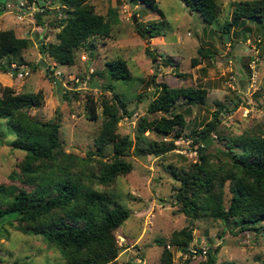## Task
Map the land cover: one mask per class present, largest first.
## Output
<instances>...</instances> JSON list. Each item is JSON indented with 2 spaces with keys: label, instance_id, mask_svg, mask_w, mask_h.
Returning <instances> with one entry per match:
<instances>
[{
  "label": "rangeland",
  "instance_id": "374dc122",
  "mask_svg": "<svg viewBox=\"0 0 264 264\" xmlns=\"http://www.w3.org/2000/svg\"><path fill=\"white\" fill-rule=\"evenodd\" d=\"M36 1L41 9H47L41 14L39 24L34 15L39 10L36 2L5 0L0 6V29L12 28L15 35L30 39L22 51L25 62L20 63L25 65L27 74L17 76L10 67L3 69L5 57H1L0 83L10 85L14 92L41 91V104L27 112L39 119H59L58 138L64 151L84 157L96 149L94 138L104 119L99 101L118 103L111 92L117 93L128 113L126 116L118 108L122 115L116 121L115 131L119 136L132 137L139 116L152 118L161 114L160 111L146 112L147 102L158 83L200 86L206 91L202 104L183 99L175 103L173 109L180 111L184 118L183 128L178 135L171 130L162 136L173 140L172 150L159 155L129 152L125 155L131 162L128 172L117 175L109 185H93L112 191L129 211L114 231L119 245L116 264H161L162 244L157 239L166 242L173 229L189 220L177 211L173 193L178 181L170 171L186 168L196 159L193 149L196 144L191 145L190 137L183 135L211 117L216 101L226 104L227 110L218 113V127L223 134L264 128V19L261 23L244 18L234 25L231 21L234 0H216L219 11L210 22L198 11L189 10L181 0H156L157 10L140 0H86L93 11L104 16L108 15L109 8L115 9L117 19L110 20L106 35H92L83 40L74 49L73 63L65 65L41 54L37 43L39 37L46 42L55 40L63 9L57 0ZM154 21L161 24L150 30L159 29L160 33L149 35L144 29ZM224 21L232 23L226 38L224 34L221 37ZM134 22H138V27ZM34 32H38V38L31 36ZM114 57L125 60L131 79L108 76L104 62ZM41 58L46 67L39 64ZM192 58L195 59L193 64ZM16 65L19 67V63ZM85 95L96 102L95 118L86 115ZM235 101L237 104L233 105ZM144 134L159 138L150 130H145ZM211 135L215 137V133ZM11 138V126L0 117V182L19 183L11 178L10 172L17 170V161L24 151L10 146ZM100 152L103 158L111 156V144L101 146ZM91 157L98 156L93 152ZM93 163L89 160L84 169H91ZM78 166L82 167L80 163ZM3 222L7 233L0 236V264H66L59 249L41 234L21 231ZM192 225V240L187 250L166 244L172 253L169 264H205L208 259H212L213 264H257L264 255L262 236L250 230L236 231L231 222L204 216L194 219ZM129 243L132 246L127 250Z\"/></svg>",
  "mask_w": 264,
  "mask_h": 264
},
{
  "label": "trees",
  "instance_id": "16d2710c",
  "mask_svg": "<svg viewBox=\"0 0 264 264\" xmlns=\"http://www.w3.org/2000/svg\"><path fill=\"white\" fill-rule=\"evenodd\" d=\"M4 1H0V6L4 5ZM27 1L36 2L40 8L36 0ZM85 1L57 0L63 9V17L57 22L61 26L55 33L54 41L42 39L38 43L41 54L49 56L55 63L70 65L74 49L83 40L108 33L110 20L117 19L115 9L109 8L108 15L104 16L93 11ZM181 1L189 10L198 11L207 22L215 19L219 11L216 0ZM140 2L157 10L156 0ZM45 10L43 7L35 11L36 24L42 23L40 16ZM231 12L234 25L244 18L262 23L264 0H234ZM232 23L223 22L221 37L224 33L228 34ZM158 24L161 21H154L144 30H148L149 35L159 34V29L150 30ZM29 41L28 37L15 35L12 28L0 29V58L5 57L3 69L10 67L11 62H25L22 51ZM146 52L149 53L147 48ZM198 52L203 54L201 49ZM191 61L193 64L195 59ZM104 64L110 78H132L123 58L114 57L105 60ZM205 92L200 86L158 83L147 102L146 112L160 111L161 114L152 118L139 116L132 137L119 136L115 131L116 121L122 115L118 113V108L126 116L128 113L117 93L111 92L118 103H108L105 99L99 101L104 119L94 138L96 149L93 152L98 157H91L93 152L78 157L63 150L58 138L57 117L39 119L27 112L29 108L41 104L40 90L14 92L10 85L0 83V117L5 118L12 130L8 143L24 151L17 161V170L10 172L11 178H16L19 183L0 182V236L7 233L5 221L21 231L41 234L59 249L66 264H116L119 245L114 231L129 211L112 191L95 188L94 183L109 185L117 175L128 172L131 162L125 155L129 152L159 155L172 150L175 147L173 140L163 137L171 130L174 135L180 134L184 125L182 113L173 109L175 103L183 99L202 104ZM85 96L86 115L95 118L96 102L90 95ZM215 103L217 107L211 117L199 128L183 135L190 137L191 145L196 144L193 146L196 159L186 168L170 170L178 181L173 193L177 211L189 220L180 228L173 229L166 242L162 238L157 239L162 244L161 264L171 263L172 253L166 244L187 250L192 240V222L204 216L218 218L224 223L231 222L236 231L257 233L264 243V128L223 134L218 127V113L227 110L226 104ZM236 104L235 101L233 105ZM145 130L152 131L159 138L148 137L144 134ZM211 133H215V137ZM107 143L111 144V156L103 158L100 148ZM89 160L94 163L91 169L85 170ZM79 163L82 167L78 166ZM26 184L30 187L25 188ZM206 254L209 258V250ZM257 264H264V255Z\"/></svg>",
  "mask_w": 264,
  "mask_h": 264
},
{
  "label": "water",
  "instance_id": "95a60500",
  "mask_svg": "<svg viewBox=\"0 0 264 264\" xmlns=\"http://www.w3.org/2000/svg\"><path fill=\"white\" fill-rule=\"evenodd\" d=\"M1 2H3L4 0H0ZM130 6H133V4L130 2ZM132 21H135V17L134 14H132ZM134 26L138 27V22H134ZM148 31H146L145 33H147ZM31 36L38 38V32H34ZM224 38H226V33H224ZM42 41V39L39 37L37 40V43H40ZM39 64L42 65L43 67H46V62L41 58L39 61ZM48 72H51L50 68H47ZM132 264H137V263H132ZM207 264H213V260L212 259H208L207 260Z\"/></svg>",
  "mask_w": 264,
  "mask_h": 264
},
{
  "label": "built area",
  "instance_id": "2783aa9c",
  "mask_svg": "<svg viewBox=\"0 0 264 264\" xmlns=\"http://www.w3.org/2000/svg\"><path fill=\"white\" fill-rule=\"evenodd\" d=\"M22 3H23V2L20 1V4H21V5H22ZM21 5H20V6H21ZM38 9H40V8H38ZM18 16H19V15H18ZM24 67H25V65L23 66V64H19V67H17L16 63H12V62H11V64H10L11 71L13 72L14 69H15V72H16V75H17V76H23V74H24V75L27 74L28 71H26V69H25ZM57 78H59V77H57ZM74 78H75V77H74ZM75 79H76V78H75ZM63 85L66 86L65 83H64Z\"/></svg>",
  "mask_w": 264,
  "mask_h": 264
},
{
  "label": "crops",
  "instance_id": "0c3cea01",
  "mask_svg": "<svg viewBox=\"0 0 264 264\" xmlns=\"http://www.w3.org/2000/svg\"><path fill=\"white\" fill-rule=\"evenodd\" d=\"M130 246H132V243H129V246H126V248H125V249H127V250H128V248H129ZM192 260H194V259L192 258ZM137 264H138V263H137Z\"/></svg>",
  "mask_w": 264,
  "mask_h": 264
}]
</instances>
